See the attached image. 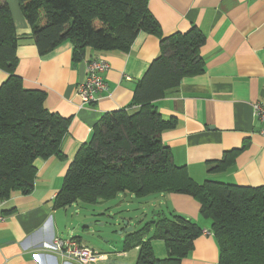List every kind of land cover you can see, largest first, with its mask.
I'll return each mask as SVG.
<instances>
[{"label": "trees", "instance_id": "16d2710c", "mask_svg": "<svg viewBox=\"0 0 264 264\" xmlns=\"http://www.w3.org/2000/svg\"><path fill=\"white\" fill-rule=\"evenodd\" d=\"M17 2L40 56L64 43L71 45L73 63L80 61L87 50L125 54L140 32L156 37L160 45V53L136 82L130 104L104 113L93 127L89 142L73 157L53 208L65 209L79 201L106 202L119 195H188L199 203V216L209 222V234L218 249L217 264H264V185L211 180L198 184L185 167L174 164L171 152L161 142V134L174 129L177 123L172 118L163 119L156 103L175 92L184 78L204 72L200 49L205 36L201 31L192 25L186 32L163 35L149 10V0ZM16 50L11 13L0 0V70L7 74L0 85L1 207L13 194L33 191L37 159L67 161L62 142L69 132L70 119L49 111L41 91L23 88L21 78L15 74ZM247 146L245 141L240 149L226 152L209 172L227 170ZM146 174L154 178L165 175L164 187L139 186ZM161 212L148 238L141 232L127 236L124 251L137 249L135 264H179L191 253L194 240L203 234L197 222L175 210L167 215ZM154 240L162 243L163 258L155 256Z\"/></svg>", "mask_w": 264, "mask_h": 264}, {"label": "crops", "instance_id": "0c3cea01", "mask_svg": "<svg viewBox=\"0 0 264 264\" xmlns=\"http://www.w3.org/2000/svg\"><path fill=\"white\" fill-rule=\"evenodd\" d=\"M4 1L17 34L15 74L23 88L44 93L46 108L69 118L70 126L62 142L67 161L37 159L33 191L28 195L15 193L0 207L4 216L0 221V264H77L46 246L57 238H76L89 246L78 236L86 215L69 212L76 203L54 209L52 202L68 165L89 142L100 117L130 104L136 82L160 53L159 40L140 32L125 54L87 50L76 63L71 60L69 43L40 56L17 0ZM148 7L163 35L183 33L194 25L205 36L200 49L204 72L184 78L175 92L156 103L163 119L172 118L177 123L161 134L174 164L185 167L198 184L211 180L264 185V137L253 115V105L264 103V0H149ZM99 57L110 66L104 75L107 91L98 94L92 104L83 105L75 88L84 81L88 63ZM6 79L7 74L0 70V85ZM245 141L248 146L231 167L209 172L226 152L240 149ZM166 195L173 210L203 230L189 256L179 264H217L218 249L209 234V222L199 216V203L184 194ZM127 197L132 198L124 195L121 199ZM91 249L97 259L90 264H127L132 253L137 258V249L130 253ZM162 255L159 257H164L165 250Z\"/></svg>", "mask_w": 264, "mask_h": 264}, {"label": "rangeland", "instance_id": "374dc122", "mask_svg": "<svg viewBox=\"0 0 264 264\" xmlns=\"http://www.w3.org/2000/svg\"><path fill=\"white\" fill-rule=\"evenodd\" d=\"M87 70L88 68L86 69V72ZM95 80L94 76L86 75L84 81L77 84L75 94L85 93L87 84H90ZM84 99L85 98L83 97V100ZM95 101L96 100L90 101V104ZM134 110L136 109L131 110L130 113L132 114ZM144 176L145 177L141 183H138L139 186L142 185L143 188H154V186H156V188L159 189L164 187L163 182L165 180V175H158L156 178L148 174ZM126 186L129 188L128 183H126ZM122 197V195H119L117 199L94 204L80 201L76 202V208L69 212L75 214L74 212L77 210V214L86 215L87 219L83 222L78 234L82 241L87 243L92 248H99L100 250L108 252H124V243L127 240L128 235H135L141 232L146 236V238H148L155 229V223L161 219V217H157L159 214H162L161 211H165L166 215L169 211H173L171 206L166 201L168 200V196L164 194L151 195L145 198L127 197L126 199H121ZM152 214H155L156 216ZM123 221H127L129 225L125 227ZM90 224L91 226H89ZM123 227H125L124 229L126 231ZM130 227L132 228V231H128ZM204 233H206V231ZM152 246L155 256L157 258H163L159 257L163 256L162 253L164 251V247L162 243L160 241H155L152 243ZM132 250H129L128 253ZM129 258L130 263L127 264L136 263L137 258L134 259V253L128 256L127 259ZM127 259L125 260L126 262Z\"/></svg>", "mask_w": 264, "mask_h": 264}, {"label": "built area", "instance_id": "2783aa9c", "mask_svg": "<svg viewBox=\"0 0 264 264\" xmlns=\"http://www.w3.org/2000/svg\"><path fill=\"white\" fill-rule=\"evenodd\" d=\"M87 76H94L95 81L87 84L85 93H76L81 100V103L88 104L90 101L95 100L96 96L102 92L107 91V84L104 79V73H106L110 66L105 59L99 57L91 60L87 65ZM83 97L85 98L83 100ZM253 115L260 125L259 133L264 137V103H257L253 105ZM2 203H0L1 207ZM3 215L0 213V221L3 219ZM208 233V232H207ZM48 251L58 253L61 257L75 261L77 264H90L96 261L97 254L90 247L82 244L75 238H57L46 246Z\"/></svg>", "mask_w": 264, "mask_h": 264}, {"label": "water", "instance_id": "95a60500", "mask_svg": "<svg viewBox=\"0 0 264 264\" xmlns=\"http://www.w3.org/2000/svg\"><path fill=\"white\" fill-rule=\"evenodd\" d=\"M123 224L125 225V227H127V225H128V222L127 221H123ZM126 231V230H125ZM128 231H132V228L130 227L129 229H128ZM121 234V233H120Z\"/></svg>", "mask_w": 264, "mask_h": 264}]
</instances>
